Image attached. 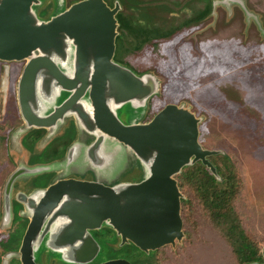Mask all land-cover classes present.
<instances>
[{"label": "water", "instance_id": "water-1", "mask_svg": "<svg viewBox=\"0 0 264 264\" xmlns=\"http://www.w3.org/2000/svg\"><path fill=\"white\" fill-rule=\"evenodd\" d=\"M48 3L0 0V60L23 62L16 87L22 123L12 130L10 152L16 160L18 132L32 127L46 130L40 149L65 133L72 123L75 132L84 138L81 143L73 138L64 155L51 166L28 169L17 163L6 178V188L30 170L31 174L56 171L55 164L71 160L79 147L84 149L88 163L103 167L115 146L124 144L141 160L144 171L136 180L111 184L95 176L66 177L61 171L32 195L18 192L29 216L19 247L22 264H38L35 251L41 244L54 253L57 264L86 263L99 250L91 230L104 225L116 231L120 245L131 242L147 254L167 244L175 248L187 236L181 216L184 194L176 174L200 160L220 178L209 156L224 150L203 143V115L182 97L175 102L162 100L161 108L151 118L129 122L120 118L118 109L123 104L145 106L163 79L147 71L135 73L113 58L117 2L110 7L105 0H76L61 9L38 14L36 7ZM217 7L243 20V30L255 27L264 38V20L250 0H212L208 17L217 16ZM208 26L209 21L199 27ZM208 43L202 47L205 56L212 49ZM181 63L179 66H189L187 61ZM200 63L202 60L196 61ZM219 66L220 62L210 60L206 73L217 71ZM230 80L264 122V78L255 91L249 89L246 94L237 76ZM260 253L264 258V242ZM96 264L133 263L116 257Z\"/></svg>", "mask_w": 264, "mask_h": 264}, {"label": "rangeland", "instance_id": "rangeland-1", "mask_svg": "<svg viewBox=\"0 0 264 264\" xmlns=\"http://www.w3.org/2000/svg\"><path fill=\"white\" fill-rule=\"evenodd\" d=\"M250 3L258 12L259 17L264 20V0H250ZM67 4V0H49L47 6L36 8L38 14H44L56 8L61 9ZM215 12L217 15L215 18L206 17L199 24L170 39L167 58L155 66L158 74L153 68L146 70L159 76V79H163L158 89L147 100L146 105L135 107L130 103H125L118 109V114L125 122L134 119L145 120L148 113L155 110V103H159L161 106L162 100L166 102V95L164 94L171 98L169 102H175L182 97L198 114L203 115V122L200 126V138L203 143L209 148H219L228 152L238 162L244 176L243 197L245 200L262 203L264 206V122L257 117L256 110L250 109L245 98H243V93H240L230 80L237 76L244 94L249 89L256 90L255 86L264 78V38L255 27L251 26L243 30L241 27L243 20H239L237 15L228 16L226 10L220 7H217ZM208 21V27H199ZM210 22L213 23L210 24ZM207 41L211 43L212 48L210 52H207L208 56L211 57L212 55L210 59L205 56L206 52L202 49ZM183 60L187 61L188 67L181 66L185 65L184 62L181 63ZM201 60L202 63L196 64V61ZM210 60L220 62L222 66H219L217 71L206 73V70L209 69L208 66H210ZM118 62L127 65L135 73L144 72V70H137L131 64ZM222 67L223 70H221ZM262 85L264 86V84ZM218 87L225 88L226 92L222 93L217 90ZM227 91H231L233 97ZM8 132L6 139L10 149L12 132L14 131ZM73 134L76 142L81 143L83 141L84 137L77 134V131ZM83 152L84 149L79 147L74 151L71 160L56 163L55 173L62 171L64 175L80 178L95 176L106 184H111L119 181L136 180L144 171L141 160L124 144L115 146L103 167L92 166L91 163L87 162ZM15 158L16 166L17 163L22 164L24 162L25 156L21 155L19 150ZM48 165L51 166V164ZM1 192L0 189V194ZM11 198L14 200L13 195ZM17 210V205L11 201L8 223L0 225L1 232L9 230L6 236L12 238L13 246L16 249L26 223V219L19 215L13 224ZM197 221L201 223L198 232L200 238L197 240L191 238V241L187 235L179 244L180 247L178 249L175 247L176 251H173V255L170 248L166 247L163 264H202L207 259H209V261L207 260L208 264L221 262L220 257L213 256L216 259H211L210 255L218 251L217 249L213 250L210 245H213L214 239L221 241L222 238L206 217H197ZM255 221H257V228L261 232L259 218ZM105 227L112 231L109 241L113 245H108V248L100 251L86 263L67 262V264H96L108 258L123 257L124 253L120 249L125 243L119 245L120 238L116 231L108 225H104L102 228ZM191 252L195 253L194 260L196 262L188 259L187 254ZM222 255L225 258L223 264H235L227 251ZM43 256L46 258L44 259ZM54 256V253L43 244L35 251V259L38 264H57V259L55 260Z\"/></svg>", "mask_w": 264, "mask_h": 264}, {"label": "flooded vegetation", "instance_id": "flooded-vegetation-1", "mask_svg": "<svg viewBox=\"0 0 264 264\" xmlns=\"http://www.w3.org/2000/svg\"><path fill=\"white\" fill-rule=\"evenodd\" d=\"M67 1L70 4L76 0ZM105 1L110 7H113L115 2L119 5L115 12L118 25L113 58L131 64L139 71L144 70L146 72V70H152L153 68L157 74L158 70L155 66L167 58L170 39L205 20L211 8L210 0ZM22 64V60H0V189L2 191L0 194V225L8 223L11 201H13L18 208L16 215H14L13 224L18 219L17 217L22 215V218L26 219V228L29 216L26 214V203L19 199L18 192L22 191L27 195H32L48 184L55 170H46L37 174H31L32 170H30L19 176L10 188H6V176L15 168V160L11 156L6 138L8 131L19 127L22 123L16 89ZM217 90L222 93L226 92L225 88L218 87ZM227 92L233 97L231 91ZM164 95H166V102H169L171 98L167 94ZM155 106V110L148 113L147 119L151 118L162 105L155 103ZM70 131L73 133L72 129ZM45 132L46 130L43 127H32L18 132L19 150L21 155L25 156L22 163L24 167L31 169L37 165L55 162L57 157L65 152L72 142V136L68 135L51 139L40 149L39 142ZM36 146L38 149H36ZM66 177H69V175ZM85 178L89 179L90 177ZM11 195H13L14 200ZM36 196L39 197L40 194ZM25 228L22 230L21 239ZM101 228L91 230L93 237L99 244L97 254L108 248V245H113L109 241L112 231L107 227L102 228L105 231ZM8 232L9 230L6 232L0 231V264H22L19 252L21 240L16 249L13 246L12 238L6 236ZM164 247L176 251L171 244ZM175 247L178 249L180 246L177 244ZM120 250L124 253L123 257L129 259L133 264H151L145 263L146 258L142 256L141 252L135 251L134 247L129 245V242L125 243ZM15 259L18 261L16 262ZM258 260L264 262L263 256Z\"/></svg>", "mask_w": 264, "mask_h": 264}, {"label": "trees", "instance_id": "trees-1", "mask_svg": "<svg viewBox=\"0 0 264 264\" xmlns=\"http://www.w3.org/2000/svg\"><path fill=\"white\" fill-rule=\"evenodd\" d=\"M210 1L211 8L208 15L212 9V0ZM71 129L74 130L73 123L65 133L52 139L70 135L73 140L75 131L71 133ZM209 159L216 166L220 178H217L200 160L184 166L182 171L176 174L178 186L184 194L181 198L184 231L190 239H199L198 232L201 223L197 221V217H206L222 238L221 241L214 239L213 245H210L213 250L218 251L210 255L211 259L221 258V262L217 264L225 262L222 254L226 251L235 264L258 260L262 257L260 246L264 241V206L262 203L247 201L243 197L244 176L231 154L224 151L211 154ZM257 218L260 220L261 232L257 228V221H255ZM129 245L134 247L135 251L142 253V256L146 258L145 263H164L166 247H160L147 254L133 243L129 242ZM170 251L173 255V250L170 249ZM187 255L188 259L196 262L195 253L191 252ZM207 260L202 264H208Z\"/></svg>", "mask_w": 264, "mask_h": 264}]
</instances>
